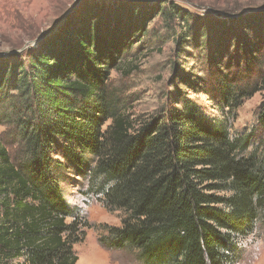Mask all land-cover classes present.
Wrapping results in <instances>:
<instances>
[{
    "label": "trees",
    "instance_id": "obj_1",
    "mask_svg": "<svg viewBox=\"0 0 264 264\" xmlns=\"http://www.w3.org/2000/svg\"><path fill=\"white\" fill-rule=\"evenodd\" d=\"M85 8L79 28L66 21L25 62L0 69V125L16 143L10 152L0 140V264H76L88 224L63 196L70 174L124 214L108 247L146 264H238L264 213V102L251 131L230 130L242 101L264 92V11L204 20L171 3L133 8L103 36L101 11ZM156 17L176 56L195 64L176 78L184 88L169 82L162 106L135 123L107 77L125 38L144 37Z\"/></svg>",
    "mask_w": 264,
    "mask_h": 264
},
{
    "label": "rangeland",
    "instance_id": "obj_2",
    "mask_svg": "<svg viewBox=\"0 0 264 264\" xmlns=\"http://www.w3.org/2000/svg\"><path fill=\"white\" fill-rule=\"evenodd\" d=\"M78 1L0 0V69L25 62L26 55L33 54L40 44L50 38L45 37L33 45L34 41L55 27L73 7L75 10L66 21L71 22L74 28H79L86 16V5L97 6L104 19L100 24L103 36L113 31V28H123V21H118L117 18H124L133 8H139L140 12L146 9L151 11L159 4L164 6L171 3L204 20L215 17L236 18L264 11V0H81L82 3L76 7ZM66 21L50 34L51 38L64 29ZM177 23L170 24L171 28H177L175 33L183 31L182 26L179 27ZM124 42L127 43L128 51L118 58L117 69L109 72L108 85L117 93L119 111L137 123L153 115L162 106L165 102L164 93L169 90V82L173 81L171 86L184 88L176 78L186 76L187 72L189 74L195 63L186 58L185 54L179 53L176 56L172 33L160 17L148 24L144 37H126ZM188 94H191L190 91ZM191 97L198 106L209 109L203 96ZM263 102L264 92H257L242 101L235 111L236 118L231 125L232 137L247 134L255 127L257 111ZM12 135L13 130L0 125L1 143L10 152L14 151L16 145ZM87 186V181L75 174H70L60 182L64 198L80 211L88 224L83 240L73 246L76 264H146L136 250H117L104 244L108 228L120 227L125 216L120 211L105 209L98 199L86 191ZM238 264H264V213L260 215L254 235L243 242Z\"/></svg>",
    "mask_w": 264,
    "mask_h": 264
},
{
    "label": "water",
    "instance_id": "obj_3",
    "mask_svg": "<svg viewBox=\"0 0 264 264\" xmlns=\"http://www.w3.org/2000/svg\"><path fill=\"white\" fill-rule=\"evenodd\" d=\"M81 0L78 1V3H76V7L79 6ZM74 7L70 10H68L65 15L61 18V20L58 22V24H56L55 27L51 28L49 31H46L45 33H43L42 35H40L36 41H34L33 45L37 44L40 40L44 39L45 37L50 36V34L55 31L56 29H59L61 27V25L67 20L69 14H71L72 12H74Z\"/></svg>",
    "mask_w": 264,
    "mask_h": 264
}]
</instances>
